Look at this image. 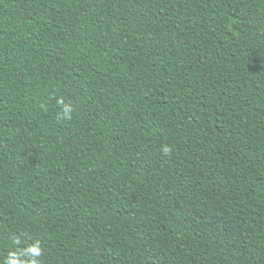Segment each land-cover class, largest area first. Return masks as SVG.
<instances>
[{"label":"trees","instance_id":"obj_1","mask_svg":"<svg viewBox=\"0 0 264 264\" xmlns=\"http://www.w3.org/2000/svg\"><path fill=\"white\" fill-rule=\"evenodd\" d=\"M35 241L264 264V0H0V264Z\"/></svg>","mask_w":264,"mask_h":264},{"label":"clouds","instance_id":"obj_2","mask_svg":"<svg viewBox=\"0 0 264 264\" xmlns=\"http://www.w3.org/2000/svg\"><path fill=\"white\" fill-rule=\"evenodd\" d=\"M56 103L59 106V111L57 112V119L63 121H70L73 118V113L75 111V104L71 99L65 100L63 96L57 97ZM172 152V146L163 145L162 153L164 155H170ZM14 244L19 245L21 243L20 237L14 235L12 237ZM42 249L40 247V242L35 241L27 244L23 249H17L16 251L9 252L6 257L5 264H38L37 257L41 256ZM22 256H31L30 261L22 259Z\"/></svg>","mask_w":264,"mask_h":264}]
</instances>
